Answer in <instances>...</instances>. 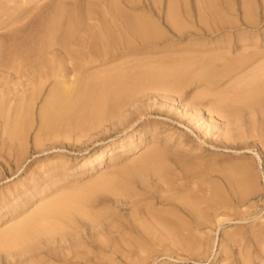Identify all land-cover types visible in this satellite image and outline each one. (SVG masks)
Listing matches in <instances>:
<instances>
[{"label":"rangeland","instance_id":"rangeland-1","mask_svg":"<svg viewBox=\"0 0 264 264\" xmlns=\"http://www.w3.org/2000/svg\"><path fill=\"white\" fill-rule=\"evenodd\" d=\"M54 1L0 0V46L4 47L5 40L10 43L8 38L35 14H39L32 18L37 19L35 25L29 26L33 30H28L33 34L29 38L21 34L27 36L23 41H34L37 36V40L45 39L48 20L59 2ZM80 1L78 9L72 10L73 18L79 21L77 39L96 32V20L103 11L100 0ZM229 1L232 10L220 15L230 14L234 22L220 26L214 24L215 9L208 8L205 0L200 1L204 21L193 11L181 19L179 29H165L167 0L162 1L160 12L143 5L127 10L153 15L163 33L155 46H138V61L147 59L141 65L134 64V56L111 61L107 66L92 65L95 73L108 66L114 69L120 62L119 66L126 69L128 64L131 69L136 66L134 71L129 70L131 75L137 73V66L142 73H156L155 90L132 88L137 79L130 76L125 77L126 82L122 78L124 86L120 81L98 86L99 92H105V103L120 98V113L106 115L97 125L91 121L92 116L76 123L70 112L72 122L71 118L64 119L57 128L47 130L40 127L38 110L47 95L44 93L36 104L23 149L18 142L11 150L3 146L0 131L1 236L45 201L75 192L79 186L114 180V188L103 183L102 190L95 192L86 217L73 212L72 220L68 219L72 224L62 219L66 228L43 231L30 241H22L24 244L14 242L16 246L11 242L1 244L0 264H264V92L250 76L236 78L232 84L230 77L217 81L221 79L219 73L228 69L226 60L240 55L243 46L264 53V4L254 0L258 22L250 26L243 20L242 0ZM187 2L197 9V0ZM7 69L0 66V90H9L11 97L14 92L22 95L31 86L32 67ZM73 78L70 76V81ZM210 81H217L221 90L231 84V93L209 90L205 83ZM236 82L242 83L247 93L245 89L243 93L233 92ZM250 91L253 94L249 96ZM122 139L124 147L117 146L113 158L106 152L102 162L94 160L92 165H84L103 147ZM156 154L159 160L153 158ZM184 223L187 235L182 242L178 231H172Z\"/></svg>","mask_w":264,"mask_h":264},{"label":"bare ground","instance_id":"bare-ground-1","mask_svg":"<svg viewBox=\"0 0 264 264\" xmlns=\"http://www.w3.org/2000/svg\"><path fill=\"white\" fill-rule=\"evenodd\" d=\"M55 1L54 3L56 4ZM78 1L79 0H59L58 6L57 8H55L53 17H51L48 20L49 21L48 27L44 34L46 36L44 37L45 39L41 37V39L37 40V37L39 36L37 37L35 36L37 41L36 40L34 41L31 40L29 42L23 41V38L27 37V36L23 37L22 36L23 34L28 35V38L30 37V35L33 34V31H30L32 33L29 34L28 30L32 28V27L29 28V26H31L30 24H32L33 21L39 16V14L38 16H36L35 14L34 15L36 16L35 19H32L34 16L32 18L29 16V20L27 22H24L25 24L21 26V29H19L20 27L18 28V30L16 29L18 31L17 34L14 35V33H16L14 31L16 30L12 31L14 33L11 32L12 35H14L12 38L10 36L11 34L8 35L10 36L8 39H11L10 43H8L9 41L5 40L6 43L3 42L4 47L2 48L0 46L1 47L0 48V66L1 67L8 68L9 70L11 69V71L12 69H15V70L18 69L17 71H22V70L28 69V67H32V73H33L30 80L28 81L29 82L28 84L31 85L30 87H27L26 89L28 90V93H26V90H25V92H23L22 95L16 96L18 95L19 92L17 94H15L14 92V95L16 97L15 96L11 97V95L9 96V90L8 92H4L6 91L5 89H3L4 91L0 90V131L2 134L1 142L3 146H8L10 150L13 148L14 143L16 142L20 144L21 149H23V146L25 147L24 144L27 142L28 131L31 125L33 124V117H34L33 115H34L36 104L44 93L47 94L44 99V103L40 105L39 109L37 108L39 110V118H40L38 119L40 120V124H41L40 127H44L48 130V129L55 128L58 123H61L59 121H62V122L66 121L64 119L71 118L69 119V121L71 120L70 122H72L73 116L76 117L75 119L76 123L78 122L80 124L83 123V120L85 118L87 117L90 118L92 116L93 118L91 119V121H94L95 123L97 122V125H98L101 120L103 121V118L106 115H113L115 112L121 111L122 102L119 100L120 98L116 99L115 101L112 100L114 102H106V103L104 102L105 99H102L104 96V94L102 93L104 91L99 92L101 89L100 87H98L101 84L107 86V82H110V81L122 82L121 81L122 78H124L123 79L124 81L125 77L127 78L128 76H130L131 79H133V77H136L137 79V80L135 79L136 81H134L133 82L134 84H132V86L134 85V87H132L134 89H135V86H139L142 90L157 89V87L155 86L156 77L154 76L156 73L151 74L152 72L150 73L149 71L147 73L146 72L142 73L143 69L142 71H139V66H137L138 71L135 75H134V72H132L133 75L129 73L130 72L129 70L135 69L134 68L135 65L131 69V65L128 64L129 65L128 69H126L125 66H123L124 68L119 66L121 62L120 63L118 62L119 65L116 64L118 67H115L116 65H113L115 67L114 69L113 68L110 69V66H108L109 69L105 70L104 68V70H102L101 68L102 71L98 73H95L94 71L92 72L91 69H92L93 64L107 66L108 64L111 63V61L125 59L130 56H134L135 59L133 60L135 61L137 60V62L134 61L135 63L134 62L133 63L134 64L138 63L137 65H139L140 62L138 60L140 58H136L137 55H139L138 46H144V47L147 46L146 48H151V46L152 47L155 46L158 43L157 40L161 38V35L163 32L160 30L161 25L158 26V24L154 23L155 20H154L153 15H149V16H146L145 14L139 15L137 12L136 13L138 15L134 14V12L131 14L127 10H130V9L133 10V9H136L137 6L143 5L144 8H149V9H153V11L160 12L162 11L161 5H162L163 0H146L144 3L141 2L142 0H100L103 6L102 7L103 11L101 12V15H99L100 13H98L99 17L97 18L98 20H96L98 21V23L97 22H96L97 24L95 23L96 25L95 27H97L98 29L96 30V32L92 31V33L88 34V36L83 35L86 37H82L80 39H77L76 37V33H78L79 31L77 30V27L79 26V21L74 19L75 18L73 16L74 13L72 12V10L76 11L78 9V6L80 5L78 4ZM187 1L188 0H167L168 13H167V18H166L167 25L165 26V29L181 28L182 27L180 23L181 19H183L187 15H190L191 13H193V11H196L198 14H200V16H202L201 15L203 13L202 6L200 5L201 4L200 1L202 0H197L198 6H197V9L195 10L192 8V6L188 4ZM242 2H243L242 10L244 14L243 20H245L244 22H246V24L250 26L256 24L258 22V18H257V6L255 5L254 0H242ZM205 3L208 5V8L210 6L213 9H215L214 16L216 17V20L214 24H216L217 26H220L226 23L231 24L234 22L233 19L229 17L230 14L226 16L220 15V13L222 14L223 11L232 10V6L229 0H205ZM262 4H264V0H262ZM82 5H81V9H82ZM204 15L201 18L202 21H204V18H203ZM209 15L210 13H208V16ZM207 20H209V18ZM23 21H26V20L24 19ZM23 21L21 22L23 23ZM34 23L33 25H35ZM92 26L94 27V25ZM38 33L36 34L38 35ZM20 39H22V41ZM26 40H29V39H26ZM127 48L128 49L132 48V51H127L126 50ZM146 48L142 50H145ZM245 48L246 46H243V51L240 53V55H235V57L231 59H229L230 57L228 58L229 55L227 54L226 58H228V60L226 59L225 60L228 63V66H227L228 69H226L222 73H219L221 74L220 77L218 74V77L221 79H218L217 81H220L225 77H230L231 80L229 83L232 84L233 81H236L235 80L236 78L237 79L242 78L241 80H244V79H247L248 76H250L252 79V82L254 81V84H256V87L260 91L264 92V53L258 52V51H249ZM221 57L223 58V55ZM130 60L131 59H128V61ZM150 60L152 61V59ZM144 61L146 62L147 59ZM145 62L141 61V63H145ZM229 64H231L230 68H229ZM150 65L152 66V63ZM213 70H216V69H213ZM139 72H141L142 74ZM209 73L212 75L211 72ZM215 73L217 72L215 71ZM70 76H74L72 81H70L69 79ZM94 80H96L95 83H94ZM217 81H214V82L210 81V82L205 83L206 87L209 90H217L218 93L220 94H227L230 91L228 89L231 88L230 87L231 84H229V88L227 86V87H224L223 90H221L216 84ZM130 83L129 84L127 83V84L131 85ZM249 83L251 84V81ZM120 84L121 85L123 84L124 86L125 83L122 82ZM241 87H242V83H238L235 86L233 85L232 91L233 92L235 91L236 93H238V91L241 90V93H243L242 90L244 89L245 91L247 90L245 87L244 88L243 87L241 88ZM254 87L253 89H255ZM250 89L252 90V88ZM90 90H92V92ZM259 90H257V92ZM89 93L90 94L92 93V96H89ZM251 94H253L252 91H250V94L248 95L250 96ZM240 95L242 96V94ZM70 112L73 113L72 114L73 116L69 114ZM128 137H126V139ZM124 141L125 139H122L121 141H119V143L117 142L109 143L107 146L101 149L99 155H97L95 159L87 160L84 163V165L85 166L92 165L95 161L99 163L102 162L106 152L107 153L110 152V156H112L111 158H113L114 157L113 155L116 152L115 151L116 147L119 145H122V148H123ZM157 157H158L157 154L153 155V158L160 159V157L158 158ZM153 158L151 159L153 160ZM148 163H150L149 160H148ZM157 166L158 165H155V167ZM248 168L246 172H248ZM249 171L251 172V170ZM113 181L109 180L103 183L105 185H110L114 188ZM103 183L100 184V182H98V184L92 185V186L89 185L92 183H89L88 184L89 186L87 185L88 187L81 186L82 188L79 186L80 188L79 187L76 188L77 190L75 189L76 190L75 192H72L73 190L70 191V193L68 192V194L64 192V194L62 193L58 195L57 197H55L54 199L53 198L50 199V201H45L46 202L45 204H43L44 202H42L41 204L43 205L39 206L37 210L35 209L36 211L33 210L34 212L29 213V216L25 215L26 218H24L25 216L22 217L24 219L21 221V223L19 224L16 223L17 225L14 224L11 227H9V229H6V231H3L5 233L2 234V236L0 235V246L1 244L6 245V243H9V242L13 243L12 245L16 246L15 243L19 241L21 244H24L22 241H27V240L30 241V238L35 237L36 234L40 233L42 235L41 232L43 231L44 232L51 231L52 233L53 230L59 227L60 228L62 226L65 227L64 223L62 222V219H66V221H68V219L72 220V215L74 213L76 214V212L81 214L80 216L86 217L85 215L88 214V211L90 212L91 210V207H90L91 205L89 203H91L92 198H94L93 196L95 192L99 190L102 186H105ZM116 190H119V189H116ZM184 207H186L185 204L183 205V208ZM192 209H194V207ZM192 209L190 207L189 211H191ZM193 213H196V212H193ZM90 214H93V211ZM197 216H200V215H197ZM71 220H69L67 223H70ZM161 222L162 221L158 223H161ZM182 223H183V220H182ZM71 224H72V221H71ZM177 224L179 223L177 222ZM177 224H175L174 222V225H177ZM158 225L159 224H157V226ZM184 225L185 223L182 225L183 227L181 226V228L179 227V229L177 227H174V228H177L176 230L173 229L174 231H172V228L168 227L170 229V234H171V231L172 233L178 231L176 235H179L181 237L182 242L185 241V238L187 235L186 228H185L186 225L185 226ZM163 227L164 225L162 226V228ZM162 228L160 226L161 230L164 229ZM163 232L168 233L165 230ZM3 245L1 247H3ZM9 245L10 244H7L6 247H8Z\"/></svg>","mask_w":264,"mask_h":264}]
</instances>
